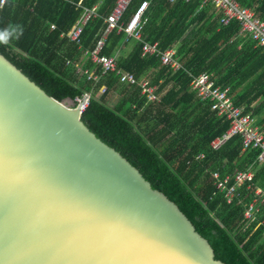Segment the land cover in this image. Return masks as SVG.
Wrapping results in <instances>:
<instances>
[{"label": "trees", "instance_id": "1", "mask_svg": "<svg viewBox=\"0 0 264 264\" xmlns=\"http://www.w3.org/2000/svg\"><path fill=\"white\" fill-rule=\"evenodd\" d=\"M77 1L4 0L0 53L58 99L90 90L81 120L178 205L208 239L215 257L226 264H264V201L255 219L246 224L244 211L252 190L242 185L241 196L228 202L223 194L214 195L212 176L215 170L235 173L246 167L259 150L242 149L239 135L213 148L212 140L226 132L229 120L197 94L187 76L189 71H210L217 83L231 86L236 104L264 129V45L240 32L236 21L220 23L212 4L150 0L142 39L157 41L162 50L174 46L181 66L173 69L162 63L159 54L142 55L141 40L125 42V34L116 30L103 47V53L116 54L118 67L157 85L159 98L147 99L138 83L122 82L114 71L95 81L76 70L74 63L79 60L81 67L101 72L84 50L93 46L116 0H100L98 15L80 34V45L65 35L80 15ZM96 1L81 0V4ZM237 1L253 7L264 20V0ZM140 2L130 0L122 19L126 21ZM255 166L254 183L264 188V161Z\"/></svg>", "mask_w": 264, "mask_h": 264}, {"label": "water", "instance_id": "2", "mask_svg": "<svg viewBox=\"0 0 264 264\" xmlns=\"http://www.w3.org/2000/svg\"><path fill=\"white\" fill-rule=\"evenodd\" d=\"M80 112L0 53V264H226Z\"/></svg>", "mask_w": 264, "mask_h": 264}, {"label": "built area", "instance_id": "3", "mask_svg": "<svg viewBox=\"0 0 264 264\" xmlns=\"http://www.w3.org/2000/svg\"><path fill=\"white\" fill-rule=\"evenodd\" d=\"M130 0H116L115 4L104 17V27L97 32V38L93 46L86 48L84 53L97 65L101 66V72L95 71L94 68H83L79 61H75L76 70L83 71L87 78L97 80L106 71H114L119 80L128 83H138L141 93H144L147 99H158L159 92H156L157 85L150 83L146 77L137 79L132 71L117 66L116 54L103 53L106 38L112 30L123 32L124 41L132 39L141 40V53L159 54L162 63L170 65L173 69L181 66V63L175 57V47L170 46L166 49H160L158 42H149L142 39V25L145 23V12L150 4V0H141L136 6L130 17L125 21L122 19L124 11ZM172 1V0H171ZM4 0H0V6ZM90 6L81 4L78 0L76 5L81 6V12L71 28L65 33L70 41L80 45V34L86 23L98 15V3ZM206 4H212L219 12V22L227 24L232 20L239 25L240 32L248 34L256 44L264 45V20L261 19L255 9L251 6H243L237 0H201L200 7ZM54 28V25H51ZM62 33L61 35H63ZM190 77V84L197 90V94L202 99L211 101V107L218 111V114L225 116L229 120V127L222 136L212 140L213 148H218L230 137L239 135L241 137L242 149H258L255 159L246 167L237 170L235 173H222L220 170L213 171V183L215 194H223L228 202L241 196L240 187L251 189L253 192L252 199L245 207L244 220L249 224L255 219V214L259 211L260 205L264 201V188L254 183L256 172L255 164L264 161V129L257 123L256 118L250 112H243L242 106H238L231 93V86L223 83H217L210 71H202L194 74L187 72ZM103 84L100 90H105ZM91 97L90 90H83L72 98H68V105L77 108L80 113L85 110ZM264 235V230H263Z\"/></svg>", "mask_w": 264, "mask_h": 264}, {"label": "rangeland", "instance_id": "4", "mask_svg": "<svg viewBox=\"0 0 264 264\" xmlns=\"http://www.w3.org/2000/svg\"><path fill=\"white\" fill-rule=\"evenodd\" d=\"M128 45H129V44H127L126 46H128ZM160 93H161V92H160ZM114 99H115V97L112 98V101H113ZM67 100H68V98H64V101H65L66 104H68V101H67Z\"/></svg>", "mask_w": 264, "mask_h": 264}, {"label": "crops", "instance_id": "5", "mask_svg": "<svg viewBox=\"0 0 264 264\" xmlns=\"http://www.w3.org/2000/svg\"><path fill=\"white\" fill-rule=\"evenodd\" d=\"M98 1V0H97ZM96 1V2H97ZM95 3V2H94ZM131 41V40H130ZM129 47H130V44L128 45V46H125V50H128L129 49ZM79 61V60H78ZM80 64V63H79ZM81 65V64H80ZM114 101H115V99H114Z\"/></svg>", "mask_w": 264, "mask_h": 264}]
</instances>
